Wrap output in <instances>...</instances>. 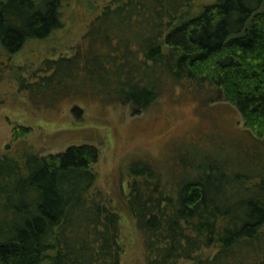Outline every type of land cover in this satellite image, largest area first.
Masks as SVG:
<instances>
[{
	"label": "trees",
	"instance_id": "16d2710c",
	"mask_svg": "<svg viewBox=\"0 0 264 264\" xmlns=\"http://www.w3.org/2000/svg\"><path fill=\"white\" fill-rule=\"evenodd\" d=\"M65 1L0 0V54L61 29ZM96 11L72 53L9 69L33 106L98 98L139 115L180 90L227 102L244 127L210 126L165 165L135 162L120 206L96 190L97 146L46 156L8 147L0 264H123L124 212L145 264H264V0H108ZM31 132L14 126L12 139Z\"/></svg>",
	"mask_w": 264,
	"mask_h": 264
},
{
	"label": "rangeland",
	"instance_id": "374dc122",
	"mask_svg": "<svg viewBox=\"0 0 264 264\" xmlns=\"http://www.w3.org/2000/svg\"><path fill=\"white\" fill-rule=\"evenodd\" d=\"M108 0H67L62 9L61 29L45 40H33L10 58L0 54V156L23 148L41 156L66 151L72 145L91 144L99 149L94 165L98 175L96 190L110 196L120 206L122 187L127 185L130 167L140 160L158 161L163 165L175 147L199 144L210 126L234 132L243 128L240 113L225 101L206 105L185 96L180 90L160 98L151 108L135 115L131 108L110 104L98 98L79 97L42 110L33 106L22 93L12 75L17 69L36 68L43 59L72 53L87 30L98 6ZM78 104L81 118L72 112ZM44 107V106H43ZM32 128L19 141H13L14 126ZM220 127V128H221ZM173 153V152H172ZM15 155V154H14ZM122 240L126 244L123 264H145V247L134 219L122 213Z\"/></svg>",
	"mask_w": 264,
	"mask_h": 264
}]
</instances>
